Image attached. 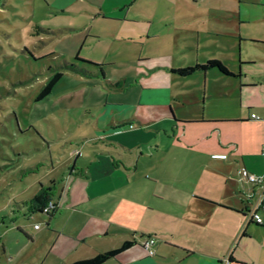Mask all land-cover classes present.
Segmentation results:
<instances>
[{
  "label": "rangeland",
  "instance_id": "1",
  "mask_svg": "<svg viewBox=\"0 0 264 264\" xmlns=\"http://www.w3.org/2000/svg\"><path fill=\"white\" fill-rule=\"evenodd\" d=\"M103 1L109 0H0V264H68L115 248L123 238L138 239L157 220V210L148 211L146 203L157 204V194L164 193L152 164L163 159L169 132L139 123L131 109L151 114L136 102L142 88L163 83V68L155 66L193 64L186 28L194 1L148 0L172 20L165 35L150 39L141 31L147 29L143 21L103 17L98 7ZM173 31L177 42L187 44L185 52L172 47ZM57 72L61 76L51 92L37 99ZM182 81L173 86L202 85V76ZM175 138L184 146L192 142V134ZM146 157L151 160L145 166ZM89 165L95 181L101 179V195L92 200L85 198L86 178L79 172ZM122 166L131 169L108 178ZM51 178L55 217L25 210L23 215L19 209ZM142 252L147 250L135 243L102 264H119L118 256L128 262Z\"/></svg>",
  "mask_w": 264,
  "mask_h": 264
},
{
  "label": "crops",
  "instance_id": "2",
  "mask_svg": "<svg viewBox=\"0 0 264 264\" xmlns=\"http://www.w3.org/2000/svg\"><path fill=\"white\" fill-rule=\"evenodd\" d=\"M138 1L109 0L98 7L103 17L147 23V29H141L147 39L165 35L172 20L164 7L148 0H143L147 6H142ZM193 1L186 28L192 37L189 45L194 53L193 64L162 62V66H155L163 68L159 73L163 83L142 88L136 102L147 106L151 114L139 112L135 106L131 109L133 119L139 123L161 125L165 135L169 132L163 159L152 164L164 182V193L157 194V204L146 203L148 211L157 210V220L148 222L151 227L146 235L139 232V241L133 240V244L145 249L141 241L153 237L154 253L142 252L128 262L118 256L119 264H264V210L259 212L261 223L246 213L261 188L239 176L242 170L264 174V0ZM177 33H168L175 41L172 47L185 52L188 46L176 41L180 37ZM209 59L219 60L233 75L215 68L197 70L188 76L170 71ZM195 74L202 76V85L194 82L192 86H173ZM177 87H184L178 96L172 94ZM126 122L120 121L121 126ZM178 134H192V142L186 146L176 143ZM157 151L155 147L153 153ZM139 159L132 171L140 164ZM150 160H143L145 166ZM122 167L125 168L111 169L108 178L123 177V172L131 169ZM79 172L86 178L85 198L99 197L97 182L101 179L95 181L91 165ZM51 181L54 186L55 179L51 178L39 187ZM70 199L81 204V200H72V195ZM50 202L53 204L52 199ZM54 205L57 213L58 205ZM19 210L30 213L25 204ZM55 213L48 218L53 219ZM32 228L40 226L35 228L33 224ZM86 239L82 237L80 241L84 243ZM125 240L132 241L123 238L118 246ZM0 248L4 251L2 244ZM110 249L113 248L106 250ZM116 255L110 259H116Z\"/></svg>",
  "mask_w": 264,
  "mask_h": 264
},
{
  "label": "trees",
  "instance_id": "3",
  "mask_svg": "<svg viewBox=\"0 0 264 264\" xmlns=\"http://www.w3.org/2000/svg\"><path fill=\"white\" fill-rule=\"evenodd\" d=\"M73 67V66H71ZM207 68H215L219 72L225 75H233L232 72H230L219 60L217 59H209L203 64L195 63L194 65L184 66V67H178V68H171L170 71L176 75L179 76H188L192 74L194 71L197 70H205ZM102 73V72H101ZM61 76V73L57 72L54 73L42 86L41 90L39 91V94L37 95V99H41L45 97L47 94H49L54 86V84L57 82L59 77ZM53 189V181L49 185H40L38 188L36 194L29 199L25 206L29 212H41L42 208L50 201V196ZM53 206L44 214H46L48 217H52L54 213L56 212L57 208L56 205L52 204ZM131 244H133V241L125 240L123 241L120 246L102 251L97 252L95 255L75 260L73 262H70L68 264H101L105 262L106 260L114 257L116 254H118L120 251L126 249Z\"/></svg>",
  "mask_w": 264,
  "mask_h": 264
},
{
  "label": "built area",
  "instance_id": "4",
  "mask_svg": "<svg viewBox=\"0 0 264 264\" xmlns=\"http://www.w3.org/2000/svg\"><path fill=\"white\" fill-rule=\"evenodd\" d=\"M253 116V115H252ZM261 153L264 157V143L262 145ZM239 176L241 179L245 180L248 183H251L253 185H257L261 188V192L255 202L252 204L251 208L247 209L246 213L250 217L251 220L255 221L256 223H261V216H260V210H264V174H255L248 172L246 170H242L239 173ZM52 203L49 201L43 208V213H46L51 207ZM38 224H34V227H38ZM154 244V238L153 237H147L141 241V245L147 250L149 255H152L154 253V250L152 248V245Z\"/></svg>",
  "mask_w": 264,
  "mask_h": 264
}]
</instances>
